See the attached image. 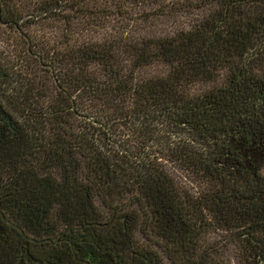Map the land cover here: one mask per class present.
<instances>
[{
    "label": "trees",
    "instance_id": "16d2710c",
    "mask_svg": "<svg viewBox=\"0 0 264 264\" xmlns=\"http://www.w3.org/2000/svg\"><path fill=\"white\" fill-rule=\"evenodd\" d=\"M132 14L173 24L27 32ZM0 25V264H228L214 232L264 264V0H0Z\"/></svg>",
    "mask_w": 264,
    "mask_h": 264
},
{
    "label": "rangeland",
    "instance_id": "374dc122",
    "mask_svg": "<svg viewBox=\"0 0 264 264\" xmlns=\"http://www.w3.org/2000/svg\"><path fill=\"white\" fill-rule=\"evenodd\" d=\"M135 10L136 9H134V12ZM130 16L134 19H125L118 16L106 19L104 17L101 18L94 16L80 17L70 24V26L64 24L63 21L47 19L32 24L27 28V32L37 40V44L41 45L47 43L51 44L54 41L60 40V38L68 32L78 40L86 34L95 39L101 34H106V36L109 37V35L120 36L119 34H135L147 29H169L173 24L172 17L167 16L162 17L161 19H152L150 21L137 19V14H132ZM91 25L93 26L90 27ZM104 26L107 28V32L102 28ZM23 46L24 43L22 39L17 36L15 31L4 25H0V48L14 53ZM172 171L184 180V174L181 171ZM207 237L208 239L205 242L206 245L213 246L215 249L217 248V250L222 252L228 264H238L235 257L236 248L231 236L220 232H214Z\"/></svg>",
    "mask_w": 264,
    "mask_h": 264
}]
</instances>
